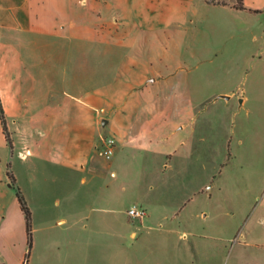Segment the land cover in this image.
Here are the masks:
<instances>
[{
    "label": "rangeland",
    "instance_id": "rangeland-1",
    "mask_svg": "<svg viewBox=\"0 0 264 264\" xmlns=\"http://www.w3.org/2000/svg\"><path fill=\"white\" fill-rule=\"evenodd\" d=\"M246 2L163 0L136 42L163 73L172 113L189 108L185 149L166 169L164 157L117 152L116 174L91 178L48 159L10 153L7 158L0 147V264H116L118 251L135 253L133 234L143 229L129 209H147L145 203L156 197L177 207L187 192L182 180L197 185L188 211L198 233L218 235L220 225H231L221 233L229 240L222 242L218 264L254 258L244 249L242 232L261 196L255 180H264V0ZM232 91L258 104L250 113L241 111L223 97ZM110 133L108 127L103 135ZM18 188L31 211L30 232ZM105 207L116 211V222L101 217ZM111 225L124 239L113 238L106 228Z\"/></svg>",
    "mask_w": 264,
    "mask_h": 264
},
{
    "label": "crops",
    "instance_id": "crops-1",
    "mask_svg": "<svg viewBox=\"0 0 264 264\" xmlns=\"http://www.w3.org/2000/svg\"><path fill=\"white\" fill-rule=\"evenodd\" d=\"M162 1L0 0V98L9 132L8 140L0 117L5 156L48 159L91 178H107L120 166L115 156L107 161L99 153L103 132L110 127L117 140L115 155L164 157L169 162L164 169L179 161L190 129L189 108L172 113L168 106L174 102L164 90L163 73L136 48ZM225 96L227 103L246 113L258 104V99L235 91ZM155 171L161 173L158 166ZM82 181L88 182L85 176ZM255 181L262 185L261 196L242 239L244 249L254 255L248 264H264V180ZM181 184L187 192L177 207L158 197L145 203L149 212L139 220L143 229L133 234L135 253L118 251L113 262H220L222 242L229 240L223 234L231 225H220L218 235L198 233L188 211L197 185L194 180ZM99 212L118 220L110 207ZM106 228L116 241L124 239L117 227Z\"/></svg>",
    "mask_w": 264,
    "mask_h": 264
},
{
    "label": "built area",
    "instance_id": "built-area-1",
    "mask_svg": "<svg viewBox=\"0 0 264 264\" xmlns=\"http://www.w3.org/2000/svg\"><path fill=\"white\" fill-rule=\"evenodd\" d=\"M102 144L99 148L100 155L107 161L112 160L117 148V140L114 136L108 135L101 138ZM128 215L132 220H144L148 216L147 209L133 206L129 209Z\"/></svg>",
    "mask_w": 264,
    "mask_h": 264
},
{
    "label": "trees",
    "instance_id": "trees-1",
    "mask_svg": "<svg viewBox=\"0 0 264 264\" xmlns=\"http://www.w3.org/2000/svg\"><path fill=\"white\" fill-rule=\"evenodd\" d=\"M0 117H1L2 124L4 126V132L7 135V138L9 140V132L7 129V122H6V118H5V115L3 112V108H2L1 98H0ZM9 176L12 179L13 185H15V178L11 174ZM17 197H18L20 207H21V209L24 212L25 217H26L28 232H30V230H31V211H30V208L28 207L27 201H26L23 193L21 192V190L19 188L17 191Z\"/></svg>",
    "mask_w": 264,
    "mask_h": 264
},
{
    "label": "water",
    "instance_id": "water-1",
    "mask_svg": "<svg viewBox=\"0 0 264 264\" xmlns=\"http://www.w3.org/2000/svg\"><path fill=\"white\" fill-rule=\"evenodd\" d=\"M224 97L228 98L229 96H224ZM104 124H106V121L104 122Z\"/></svg>",
    "mask_w": 264,
    "mask_h": 264
}]
</instances>
